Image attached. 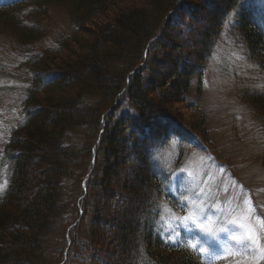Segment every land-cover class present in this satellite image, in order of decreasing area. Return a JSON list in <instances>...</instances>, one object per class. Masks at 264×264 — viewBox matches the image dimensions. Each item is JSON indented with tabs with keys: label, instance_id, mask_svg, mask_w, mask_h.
Returning a JSON list of instances; mask_svg holds the SVG:
<instances>
[{
	"label": "trees",
	"instance_id": "1",
	"mask_svg": "<svg viewBox=\"0 0 264 264\" xmlns=\"http://www.w3.org/2000/svg\"><path fill=\"white\" fill-rule=\"evenodd\" d=\"M238 1L141 0L126 5V0H69L74 29L57 47H46L25 60L30 82L22 100V120L3 147L10 171L0 194V264H61L67 239L62 264H84L90 246L107 256L117 247L120 262L108 259L107 264H138L142 253L166 263L163 252L171 247L154 225L161 180L153 153L172 137L209 146L204 114L197 117L198 96L192 98L190 89ZM66 2L2 3L0 31L10 30L27 45L43 28L26 16ZM213 2L214 12L206 15L210 26L200 31L201 38L189 42L180 37L184 31L188 38L197 35L184 16L197 20ZM237 17L250 56L264 69V32L246 9ZM161 37L165 41L159 43ZM179 37L182 43H174ZM155 46L167 49L161 52L169 58V68H161L165 58H157ZM243 97L264 123V93L248 90ZM174 104H185L194 118L187 121L173 114ZM83 128L89 133L84 145L76 141ZM96 142V155L102 148L103 158L98 166L95 157L84 190L82 181L91 168ZM134 163L133 179L120 176L119 189L126 196L115 187L118 170L130 172ZM129 201L130 208H125ZM120 209L133 221L118 228L112 216ZM60 221L66 223L63 240L57 255L49 259L48 237Z\"/></svg>",
	"mask_w": 264,
	"mask_h": 264
},
{
	"label": "rangeland",
	"instance_id": "2",
	"mask_svg": "<svg viewBox=\"0 0 264 264\" xmlns=\"http://www.w3.org/2000/svg\"><path fill=\"white\" fill-rule=\"evenodd\" d=\"M140 2L141 0H126L125 4L135 5ZM218 2L221 3L222 0H217ZM67 3L69 0L66 4L47 6L43 13L37 8L26 16L28 21L40 24L43 28L40 37L27 45L10 30L5 28L0 31V194L6 187L10 171L3 155V147L11 130L22 120V100L30 82L25 60L28 55L38 53L46 47H57L59 40L74 29L75 22ZM198 3L193 5L197 6ZM215 3L206 4L197 20L190 21V17L185 15L182 20H189L197 35L192 34L188 38L187 31H184L180 37H187L189 42L199 40L200 31L210 26L206 15L210 16L214 12ZM240 9L250 11L256 25L264 32V0H239L225 18L202 75L192 80L190 96H198V103L194 108L199 113L197 117L204 114L202 117L209 131V146L199 147L195 140L176 137L153 153L152 161L161 180V190L154 200L155 230L169 243V247H173L168 251L164 250V264H236L237 260H242L245 264H264V256L259 252L216 259L209 254L206 259L198 248L191 249L187 246L189 242L198 241L199 245L211 252H220L226 246L236 248L232 236L246 235V231L239 227L241 223L253 228L261 236V244L264 245V123L243 97L248 90L264 93V69L249 54L237 17ZM174 33L176 34L175 31ZM162 37L159 43L165 41ZM180 37L170 41L182 43ZM170 41L169 44L172 45L173 42ZM196 47L198 48L194 43L193 52ZM166 50L155 46L154 53L161 60L165 58L161 68L167 69L169 66L166 61L169 58L161 52L166 53ZM144 62L145 59L142 64ZM172 106L170 111L182 117L181 119L189 121V118H194L185 104ZM87 133L83 128L82 137L76 141L84 145ZM101 149L96 155L98 166L103 158ZM134 166L135 163L130 172L123 168L118 170L119 181L115 187L118 186L119 193L126 195L119 189L120 176L133 179ZM130 201L124 204L125 208H130ZM178 201H183V206ZM126 211L120 209L111 215L114 217L113 222H118V228L125 222L133 221ZM193 212L198 221L203 222L214 235L201 231L199 223L184 227L176 220V217L188 216ZM65 227L66 223L58 222L48 237L46 251L49 259L57 255ZM112 249L107 256L101 249L90 246L88 259H85L84 264H107L108 259L120 262V259H116L117 247L113 246ZM138 264L162 263L142 253Z\"/></svg>",
	"mask_w": 264,
	"mask_h": 264
},
{
	"label": "snow or ice",
	"instance_id": "3",
	"mask_svg": "<svg viewBox=\"0 0 264 264\" xmlns=\"http://www.w3.org/2000/svg\"><path fill=\"white\" fill-rule=\"evenodd\" d=\"M179 205L183 206V201H178ZM176 220L180 222L184 227L196 226L197 223H199L200 230L214 235V233L211 232L210 229L206 228L203 224V222L198 221V217L195 212H193L191 215L184 216V217H176ZM235 223V221H233ZM262 226H264V221H262ZM239 227L242 230L246 231V235L242 237L232 236V240L235 241L237 247L231 248L230 246H226L221 249L220 252H211L210 249L205 248L202 245H199V242H189L188 247L191 249H197L199 250L201 255H204L207 259L208 255L211 254L213 259L216 258H227L228 255L233 256H245L252 253L259 252L261 256H264V245L261 244V236L258 235L253 228L248 227V225L241 223ZM226 230V229H225ZM236 264H245L242 260H237Z\"/></svg>",
	"mask_w": 264,
	"mask_h": 264
},
{
	"label": "water",
	"instance_id": "4",
	"mask_svg": "<svg viewBox=\"0 0 264 264\" xmlns=\"http://www.w3.org/2000/svg\"><path fill=\"white\" fill-rule=\"evenodd\" d=\"M95 147V146H94ZM95 153L93 152V157H94ZM92 166H94V158H93V162H92Z\"/></svg>",
	"mask_w": 264,
	"mask_h": 264
}]
</instances>
